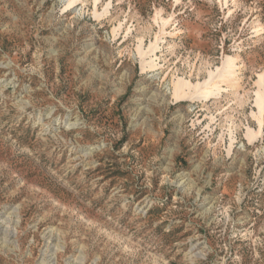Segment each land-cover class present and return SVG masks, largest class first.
<instances>
[{"label": "rangeland", "instance_id": "obj_1", "mask_svg": "<svg viewBox=\"0 0 264 264\" xmlns=\"http://www.w3.org/2000/svg\"><path fill=\"white\" fill-rule=\"evenodd\" d=\"M260 76L264 0H0V264H264Z\"/></svg>", "mask_w": 264, "mask_h": 264}, {"label": "bare ground", "instance_id": "obj_2", "mask_svg": "<svg viewBox=\"0 0 264 264\" xmlns=\"http://www.w3.org/2000/svg\"><path fill=\"white\" fill-rule=\"evenodd\" d=\"M169 35H173L169 33ZM237 59L227 56L222 63V66L216 70L212 76L203 83L190 86L187 83L177 82L173 86L172 98L175 102H179L182 99L189 98L192 95H198V98L203 102H210L215 99L220 93L226 90L223 87H229L233 78L237 75ZM188 91V93L185 92ZM193 92V93H192ZM255 107L256 118L261 126V117L264 112V88L262 87V76L259 77L257 82V90L255 91ZM258 133H254L252 130H247L246 138L250 142L257 136Z\"/></svg>", "mask_w": 264, "mask_h": 264}]
</instances>
